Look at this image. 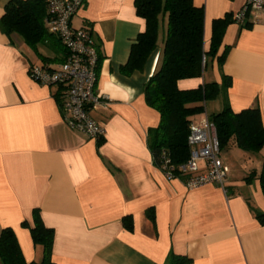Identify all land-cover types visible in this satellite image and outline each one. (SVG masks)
I'll list each match as a JSON object with an SVG mask.
<instances>
[{
    "label": "crops",
    "instance_id": "1",
    "mask_svg": "<svg viewBox=\"0 0 264 264\" xmlns=\"http://www.w3.org/2000/svg\"><path fill=\"white\" fill-rule=\"evenodd\" d=\"M245 1L193 0L204 8L205 50L213 20ZM7 2L0 0V18ZM252 18L227 25L218 54L229 49L221 65L208 57L201 78L178 81L180 89L217 83V94L205 102L207 115L227 104L234 112L258 108L264 119V13ZM70 23L91 34L100 58L101 99L90 110L105 129L99 141L65 124L63 86L39 84L28 74L30 65L55 67L65 50L40 45L51 52L39 46L51 58L44 61L0 29V229L14 230L26 263L42 257L30 234L37 209L54 231V264H163L171 253L185 255L188 264H264V225L255 216L264 211L258 179L264 146L257 153L236 144L226 149V192L216 183L188 190L183 178H166L147 140L160 117L143 94L161 53L163 27L143 69L126 75L120 69L144 29L133 0H84ZM252 170L254 178L246 179Z\"/></svg>",
    "mask_w": 264,
    "mask_h": 264
},
{
    "label": "trees",
    "instance_id": "2",
    "mask_svg": "<svg viewBox=\"0 0 264 264\" xmlns=\"http://www.w3.org/2000/svg\"><path fill=\"white\" fill-rule=\"evenodd\" d=\"M133 2L136 14L144 21V29L131 45L128 61L120 70L126 75L142 70L147 58L158 46L159 32L163 27L161 53L153 73L143 87L146 103L160 117L156 126L148 128L147 140L159 168L162 169L165 158H169L170 163L176 166L189 156L187 136L190 122L205 112L206 100L214 97L219 90L216 82H204L196 88L180 89L178 81L201 78L208 57H215L219 65L223 63L229 47L225 46L220 54L218 50L227 25L235 20L233 13L214 19L210 47L205 50L202 6H196L193 0ZM48 14L45 0H8L0 18V29L11 40L21 38L27 47L46 61L51 58L39 53L40 45L53 44L56 50L63 49L66 52L59 38L46 25ZM99 64L100 58L98 69ZM228 83L226 81L224 86ZM208 117L216 127L220 150L236 144L245 152L257 153L264 146V119L258 108L234 112L226 104L222 110ZM252 178L254 170L246 177ZM258 179L264 193V160ZM255 216L264 225V211L256 210ZM125 224L131 227L129 221H125ZM30 234L33 243L42 248L41 259L26 263L14 230L5 227L0 229V264H54L51 260L54 231L43 224L37 209L33 211ZM189 261L185 255L171 253L163 264H188Z\"/></svg>",
    "mask_w": 264,
    "mask_h": 264
},
{
    "label": "built area",
    "instance_id": "3",
    "mask_svg": "<svg viewBox=\"0 0 264 264\" xmlns=\"http://www.w3.org/2000/svg\"><path fill=\"white\" fill-rule=\"evenodd\" d=\"M45 1L49 10L46 25L59 38L67 53L55 67L30 65L28 74L39 84L63 86L66 98L60 104V112L65 124L73 131L99 140L105 129L90 114L101 99L96 92L99 55L91 34L84 29L73 28L70 23L84 0ZM258 13H264V0H246L232 17L236 23H242L251 16L257 21ZM187 145L189 156L182 163L175 166L165 158L161 170L166 178H183L188 190L216 183L226 192L229 168L221 157L216 127L205 112L190 122ZM201 163L203 167H200Z\"/></svg>",
    "mask_w": 264,
    "mask_h": 264
},
{
    "label": "rangeland",
    "instance_id": "4",
    "mask_svg": "<svg viewBox=\"0 0 264 264\" xmlns=\"http://www.w3.org/2000/svg\"><path fill=\"white\" fill-rule=\"evenodd\" d=\"M40 51L41 52H43L44 54H47V55H49L51 52H50V50L47 48V47H45V46H40ZM207 109H208V112H210L211 111V107L209 106V105H207ZM211 113V112H210ZM223 152L221 153V156L223 155L224 156V154H225V151H226V149H224V150H222ZM262 161V160H261ZM228 163V162H227Z\"/></svg>",
    "mask_w": 264,
    "mask_h": 264
}]
</instances>
